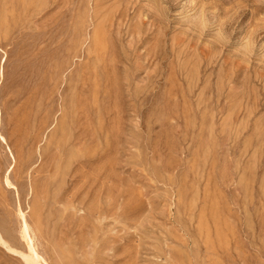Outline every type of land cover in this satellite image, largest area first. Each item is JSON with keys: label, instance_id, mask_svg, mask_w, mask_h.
I'll return each mask as SVG.
<instances>
[{"label": "rangeland", "instance_id": "rangeland-1", "mask_svg": "<svg viewBox=\"0 0 264 264\" xmlns=\"http://www.w3.org/2000/svg\"><path fill=\"white\" fill-rule=\"evenodd\" d=\"M24 220L49 264H264V0H0V233L26 253Z\"/></svg>", "mask_w": 264, "mask_h": 264}, {"label": "bare ground", "instance_id": "bare-ground-1", "mask_svg": "<svg viewBox=\"0 0 264 264\" xmlns=\"http://www.w3.org/2000/svg\"><path fill=\"white\" fill-rule=\"evenodd\" d=\"M83 116V115H82ZM78 117V116H77ZM86 118V117H85ZM23 213V212H22ZM25 218V217H24ZM23 222V221H22ZM30 230L34 231L30 225L26 223V220H24V225H23V238L27 243V252H20L18 250L13 249L11 246H9L8 242H6L3 237L1 236L2 234L0 233V244L4 245L6 248H8L11 252L18 254L22 261L25 264H49L36 250L35 245H34V238L32 239L33 236L30 235ZM31 231V232H32ZM33 234V233H32ZM21 263V264H24Z\"/></svg>", "mask_w": 264, "mask_h": 264}]
</instances>
